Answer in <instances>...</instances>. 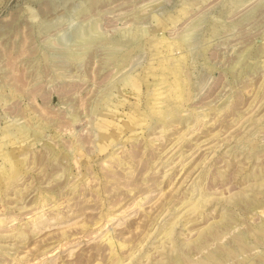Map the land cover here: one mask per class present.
Segmentation results:
<instances>
[{
	"label": "rangeland",
	"instance_id": "374dc122",
	"mask_svg": "<svg viewBox=\"0 0 264 264\" xmlns=\"http://www.w3.org/2000/svg\"><path fill=\"white\" fill-rule=\"evenodd\" d=\"M0 264H264V0H0Z\"/></svg>",
	"mask_w": 264,
	"mask_h": 264
},
{
	"label": "bare ground",
	"instance_id": "6f19581e",
	"mask_svg": "<svg viewBox=\"0 0 264 264\" xmlns=\"http://www.w3.org/2000/svg\"><path fill=\"white\" fill-rule=\"evenodd\" d=\"M173 49V48H172ZM170 71H171V74H172V76H173V78H174V80H175V84H174V89H175V91H177V92H181L182 91V89H183V86H182V84H181V81H180V74H181V69L179 68V67H176V68H173V69H170ZM172 89V88H171ZM170 91V90H169ZM178 94V93H177ZM158 95V97H160L162 94L161 93H158L157 94ZM173 95H174V93H173ZM163 97V96H162ZM161 98V97H160ZM178 98V97H177ZM22 129V128H21ZM20 134H21V136H27L28 137V135L27 134H25V132L22 130V131H20ZM9 135H10V133H9ZM5 136V135H4ZM12 136V135H11ZM6 137V136H5ZM26 137V138H27ZM16 149V148H15ZM5 151V150H4ZM11 152V151H10ZM9 155H11V154H9ZM7 157V156H6ZM12 157V156H11ZM15 167H16V165H13V164H11V168H12V172H14V174H16V169H15ZM170 235V234H169ZM110 243H112V242H110ZM114 244V243H113ZM113 244H111V245H113ZM119 246H122V247H124V244H121V245H119ZM121 258V257H120ZM119 259V258H118ZM119 261V260H118Z\"/></svg>",
	"mask_w": 264,
	"mask_h": 264
}]
</instances>
